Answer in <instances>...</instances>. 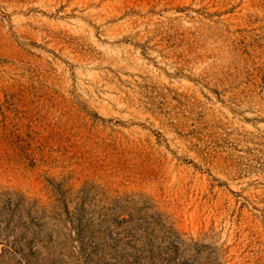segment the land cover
Listing matches in <instances>:
<instances>
[{"label": "rangeland", "instance_id": "374dc122", "mask_svg": "<svg viewBox=\"0 0 264 264\" xmlns=\"http://www.w3.org/2000/svg\"><path fill=\"white\" fill-rule=\"evenodd\" d=\"M0 192V264H264V0H0Z\"/></svg>", "mask_w": 264, "mask_h": 264}, {"label": "trees", "instance_id": "16d2710c", "mask_svg": "<svg viewBox=\"0 0 264 264\" xmlns=\"http://www.w3.org/2000/svg\"><path fill=\"white\" fill-rule=\"evenodd\" d=\"M3 196H4V194L0 192V204H1L0 211L7 212L8 216H10L11 218H14L13 216H16V218H22L23 216H26L29 219V221H31L35 225H37L35 223L36 219H39V218L41 219L43 217L48 218V219L51 218L52 214H51L50 210H47V208L44 206H39L37 203L26 202V200L22 199V198H12L9 196H7V197H3ZM25 205H27L28 207ZM136 211H138V210H136ZM63 212L65 214V217L67 216V218H69L70 211H69L66 204L63 207ZM33 213H34V215H33ZM56 216L59 218H62L60 216V213H58V212H56ZM42 226H43V224H42ZM44 237L47 240H49L52 238V235L50 233H45ZM32 239H33L32 241H35V242L39 241V238L37 237L36 234H34L32 236ZM183 244H184L183 241H180V243L178 245L182 246ZM18 250H21V254L24 257L25 256L24 251H22L21 248H19ZM33 253H37V251H34Z\"/></svg>", "mask_w": 264, "mask_h": 264}]
</instances>
